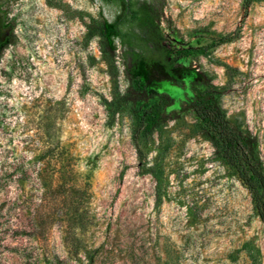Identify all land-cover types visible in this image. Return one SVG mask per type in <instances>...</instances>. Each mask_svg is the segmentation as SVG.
<instances>
[{
  "label": "rangeland",
  "instance_id": "rangeland-1",
  "mask_svg": "<svg viewBox=\"0 0 264 264\" xmlns=\"http://www.w3.org/2000/svg\"><path fill=\"white\" fill-rule=\"evenodd\" d=\"M148 1L165 42L242 27L177 62L180 86L157 66L150 86L173 107L191 78L219 86L227 119L258 139L264 165V0L245 15L241 0ZM112 15L98 0H0V264H264L249 194L190 112L152 130L143 170L129 112L105 122L103 99L125 89L128 59L115 40L107 64L87 26Z\"/></svg>",
  "mask_w": 264,
  "mask_h": 264
},
{
  "label": "trees",
  "instance_id": "trees-1",
  "mask_svg": "<svg viewBox=\"0 0 264 264\" xmlns=\"http://www.w3.org/2000/svg\"><path fill=\"white\" fill-rule=\"evenodd\" d=\"M252 1L241 0L243 15ZM98 2L100 6L112 5L113 15L110 18L101 16L99 20H91L87 26V35H95L100 39L106 62L110 66L113 65L115 40L122 49L123 59H128V66L124 70L127 81L125 89L122 92L116 90L109 98L103 99L105 122L111 124L120 110L126 109L129 112L132 118L130 137L136 152L137 168L143 170L145 160L140 146L147 142L152 130L182 112H190L196 120L198 131L210 141L214 156L232 170L247 190L252 209L264 227V165L258 139L227 119L218 101L221 91L219 86L191 78L186 82V92L176 107H173L175 102L168 93L150 86L152 70L156 66L163 76L180 86L183 80L173 71L177 62L191 54L205 55L220 43L238 39L242 27L237 26L234 30L220 33L206 41L196 39L187 42L169 37V41L165 42L162 28L146 4L136 7L135 2L130 0L127 3L125 0ZM8 43L6 37L0 40V55ZM52 176L53 179H60V171L56 170ZM41 185L46 192L49 185ZM53 186L56 191H61L64 183L55 181ZM41 206L39 202L34 207V215ZM34 223L42 226L40 219L35 218Z\"/></svg>",
  "mask_w": 264,
  "mask_h": 264
},
{
  "label": "flooded vegetation",
  "instance_id": "flooded-vegetation-1",
  "mask_svg": "<svg viewBox=\"0 0 264 264\" xmlns=\"http://www.w3.org/2000/svg\"><path fill=\"white\" fill-rule=\"evenodd\" d=\"M125 1L127 3L129 0H125ZM130 1H134L135 2L134 5L136 7L139 6V5H141L142 3L146 4L147 6L150 7V11L154 14V7L149 3L148 0H130ZM105 5H107V4H105ZM108 6L112 7V5H108ZM154 20L156 21L155 14H154Z\"/></svg>",
  "mask_w": 264,
  "mask_h": 264
}]
</instances>
